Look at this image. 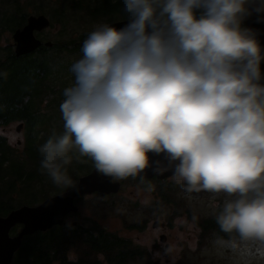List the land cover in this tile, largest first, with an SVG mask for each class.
Returning a JSON list of instances; mask_svg holds the SVG:
<instances>
[{
    "label": "clouds",
    "instance_id": "obj_1",
    "mask_svg": "<svg viewBox=\"0 0 264 264\" xmlns=\"http://www.w3.org/2000/svg\"><path fill=\"white\" fill-rule=\"evenodd\" d=\"M123 10L129 22L92 31L71 64L65 131L39 146L42 170L73 187L62 171L73 148L115 179L144 172L148 153H166L185 191L235 197L216 222L239 241L219 243L264 244V57L241 26L264 13V0H123Z\"/></svg>",
    "mask_w": 264,
    "mask_h": 264
},
{
    "label": "rangeland",
    "instance_id": "obj_2",
    "mask_svg": "<svg viewBox=\"0 0 264 264\" xmlns=\"http://www.w3.org/2000/svg\"><path fill=\"white\" fill-rule=\"evenodd\" d=\"M19 1L21 8L27 14V19L34 15H45L51 21L50 26L40 33L44 42L50 41L55 44L53 46H65L63 50H67L66 53L55 54L56 56H54V58H58L57 70H62L61 64L71 66L73 62L81 58V51L74 49L75 45H71L72 42L78 41L83 34L89 35L101 25L109 24L104 20L94 22L84 12L72 7L67 9L64 22L57 20L55 11L60 6L59 0ZM11 2V0H0V11L13 12L14 5ZM36 7H41L47 13H37ZM196 15L199 17V11H196ZM13 32L4 26H0V60H5L8 53L13 51L11 46L13 44ZM60 50L62 51V47ZM54 75L55 84L60 86L59 88L71 87L74 84V77L70 71L62 74V76L59 73L58 76L57 73ZM48 84L50 87H54L53 81H49ZM55 100L53 95H45L41 100L40 112L45 116L52 117L50 122L44 124H49L46 129L48 133H64V121L60 107H56ZM60 124L61 127H59ZM19 125L20 121L12 122L4 129H0V134H3L7 139L12 148L13 156L25 162L27 169H31L34 168V163L26 155V130L24 129L20 134L17 133L16 127ZM44 128L46 127H41V129ZM19 141H22L20 146H18ZM76 152L79 154L76 148L69 152L71 161L62 168V171H66V174L73 181H76L74 186L80 177L93 170L85 173H77L74 170L75 160L72 157L78 156L74 154ZM38 171L40 173L37 180L31 183L24 180L22 181V188L18 187L17 193L22 190V200H29V198L34 197L27 196L28 194H36L41 198L40 202H43L74 187L57 185L46 170ZM115 180L122 183L118 193L109 194L106 198L102 197L99 192L85 195L79 202H76L79 208L78 214L70 213L67 217V224L78 223L80 229H83L84 237L90 236V234L85 235L84 231H90L96 235V231L103 230L106 234L127 240L130 243V248L143 251L139 257L129 260L127 264H152L157 260H160L161 264H264V244L251 241L241 243L238 249H232L227 246V243L218 242H226L230 238L222 239L215 231L205 232L202 227L205 220L219 215L226 200L235 197H230L223 192L189 193L185 191L183 182L177 183L174 178L168 181L152 180L147 185L135 180L132 176ZM164 189L165 191L161 193ZM43 191L46 192L45 195H42ZM17 193L14 194L15 198L18 197ZM160 217H163V220L159 221ZM157 222L164 223L166 226L154 228L153 224ZM16 228L11 233L12 236L17 235L21 230V226ZM162 235L167 237L166 243L160 241ZM104 236L107 237L105 234ZM231 239L239 241L238 238ZM83 249H85V245L78 242L70 251L74 252L78 259L87 257L92 261L98 260L100 264H109L104 253L102 254L105 259L101 261L98 259V255L101 253L91 252L90 256H85ZM114 253L117 254L119 251Z\"/></svg>",
    "mask_w": 264,
    "mask_h": 264
},
{
    "label": "trees",
    "instance_id": "obj_3",
    "mask_svg": "<svg viewBox=\"0 0 264 264\" xmlns=\"http://www.w3.org/2000/svg\"><path fill=\"white\" fill-rule=\"evenodd\" d=\"M14 5L13 12L0 11V26L14 31L27 23V14L20 6L19 0H11ZM60 6L55 11L57 20L64 22L66 11L69 7L80 10L88 15L94 22L104 20L107 23L127 18L123 10V0H59ZM36 12L47 13L41 7H36ZM38 16V15H37ZM62 19V20H61ZM23 26V27H24ZM87 34L80 36L74 49L81 51V46ZM55 45V44H54ZM62 47V51L60 50ZM64 45L53 46L52 48L41 47L35 53L17 58L13 54L9 56L7 64L3 65L0 71V128L9 125L15 120H23L27 126L26 155L34 163V168L27 169V164L16 159L12 154V148L7 144L6 139L0 134V216L8 215L13 210L24 205H35L41 203V198L36 194L29 200H22V190L17 193L18 187L22 188V181L31 183L38 179V170L41 168L42 156L38 151L39 146L44 144L53 136L42 135L46 132L47 126L52 117L45 116L40 112L41 100L45 95L51 94L56 100V107H60L61 101L65 99L63 91L65 86L59 88L55 83V75L66 74L70 71L68 64H61L62 70H57L58 61L55 54L66 53ZM67 49V46H66ZM72 74V73H71ZM73 76V74H72ZM74 77V76H73ZM57 78V77H56ZM49 81H53L54 87H50ZM61 85H64L61 83ZM59 88V89H58ZM55 106L53 107V109ZM48 117V118H46ZM56 121V120H55ZM46 127L41 129V127ZM61 127V124L59 125ZM57 133L55 136L62 135ZM78 156L75 160V171L85 173L95 169L94 162L89 157ZM69 155V154H68ZM73 160V161H74ZM87 164V166H85ZM73 181V180H72ZM75 184V180L73 181ZM164 190L161 191L164 192ZM17 193L18 197H14ZM45 191L42 195H45ZM26 196V195H25ZM24 196V197H25ZM205 232L213 230L222 239L238 238L236 233L228 234L220 229L216 217L205 220L202 224ZM83 229H69L55 227L45 233L38 232L32 236L25 237L23 244L16 253L12 264H72L68 261L67 253L78 242L85 245L83 253L90 256L93 253H104L109 264H127L129 260L139 257L142 250L130 248L127 240L118 236L96 231L93 235L90 231ZM106 235L103 237V235ZM70 248V249H69ZM115 254L114 252H118ZM75 264H100L98 260L92 261L87 257H81Z\"/></svg>",
    "mask_w": 264,
    "mask_h": 264
},
{
    "label": "water",
    "instance_id": "obj_4",
    "mask_svg": "<svg viewBox=\"0 0 264 264\" xmlns=\"http://www.w3.org/2000/svg\"><path fill=\"white\" fill-rule=\"evenodd\" d=\"M128 22V20H125L113 22L109 25L119 30ZM50 24L51 21L45 15L30 16L22 30H16L13 35L16 43V56L21 57L33 54L43 45L47 48L53 47L54 44L52 42L43 43L36 35V33H41L48 28ZM245 25L252 30V34L258 40L261 47V55L264 57V13L258 15L256 12H252L245 18ZM260 70L262 76L260 83L264 85V59L261 60ZM17 130L20 131V127ZM148 156L149 167L144 172L134 176V178L164 180L173 176L174 164L170 165L166 153L156 154L150 152ZM157 162L159 163L157 164ZM174 163H179V161ZM156 167L167 168L168 170L163 173H157L154 171ZM114 179L104 176L96 169H93L89 174L80 177L77 184L70 190L50 197L37 205H24L6 216H0V264L13 263L14 257L21 248L25 237L32 236L38 232L45 233L56 226H62L65 218L70 213H77L79 209L75 205L76 198L96 192H99L102 197L118 193L121 189V183L119 181L115 182ZM161 220H163V217H160L159 221ZM164 225V223L157 222L153 224V227ZM18 226H21V230L17 235L12 236V230ZM160 241L166 243L167 237L162 235ZM152 264L161 263L160 260H157Z\"/></svg>",
    "mask_w": 264,
    "mask_h": 264
},
{
    "label": "flooded vegetation",
    "instance_id": "obj_5",
    "mask_svg": "<svg viewBox=\"0 0 264 264\" xmlns=\"http://www.w3.org/2000/svg\"><path fill=\"white\" fill-rule=\"evenodd\" d=\"M256 17V16H255ZM258 18V17H257ZM125 20H128L127 18H124V19H122V20H119V21H125ZM253 20V19H252ZM254 21V20H253ZM113 23V22H112ZM256 23V22H255ZM255 23H252V24H255ZM257 25V24H256ZM242 28H247L246 27V25H245V19L242 21ZM253 26V25H252ZM22 24H21V27H19L18 29H21L22 30ZM18 29H16V30H18ZM16 30H14V32H13V35H14V33L16 32ZM42 33V32H41ZM13 35H12V39H13V44L11 45L12 47H13V51H10L9 53H8V55H7V57H6V59L5 60H0V71H1V68H3V65L4 64H7V62H8V60H9V56H11L12 54L15 56V57H17L16 56V43H15V41H14V38H13ZM36 35H37V37L39 38V39H41L42 40V42L43 43H46V42H44V40L42 39V36L40 35V33H36ZM47 42H50V41H47ZM54 44V43H53ZM42 47H45L44 45L42 46ZM45 48H47V47H45ZM17 58H22V56L21 57H17ZM20 121V125L19 126H17L16 127V131H17V133H22L23 132V130L25 129L26 130V135H27V126H26V122H24L23 120H15V121H13V122H19ZM12 123V122H11ZM10 123V124H11ZM9 124V125H10ZM8 126V125H7ZM6 126H4V127H1L0 129H4ZM20 127V131L19 130H17L18 128ZM46 135V136H55V133H48L47 131L46 132H43L42 133V135ZM2 136H3V134H1ZM4 137V136H3ZM27 137H28V135L25 137V140H26V142H27ZM5 138V137H4ZM6 139V138H5ZM6 141H7V139H6ZM7 144L9 145V143H8V141H7ZM20 145H22V141H19V145L18 146H20ZM10 146V145H9ZM173 178V176L172 177H169V178H167V179H164V180H166V181H168L169 179H172ZM135 180H138V181H140V182H142L143 184H145V185H147L149 182H151L152 180H156V181H161V180H159V179H157V178H152V179H143V178H134ZM114 181L116 182L117 180H115L114 179ZM163 181V180H162ZM121 183V182H120ZM121 186H122V183H121ZM109 196V195H108ZM84 197V196H83ZM104 198H106V197H104ZM80 199H82V197H79V198H76L75 199V205H76V202H79V200ZM77 206V205H76ZM79 209V208H78ZM79 212V211H78ZM74 214H78V213H74ZM69 216V215H68ZM67 216V217H68ZM67 217L65 218V221H64V224L62 225V226H56V227H64V228H69V225L70 224H67ZM165 226H166V224H165ZM55 228V227H54ZM17 228H15V229H13L12 230V232L14 231V230H16ZM71 229H80V226L78 225V223H73V224H71ZM95 229V228H94ZM100 231H102V230H99V232ZM15 258V257H14Z\"/></svg>",
    "mask_w": 264,
    "mask_h": 264
}]
</instances>
